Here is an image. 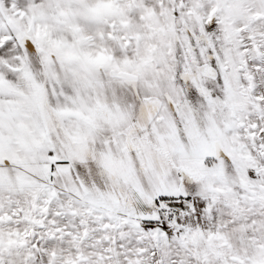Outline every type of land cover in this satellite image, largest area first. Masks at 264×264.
I'll return each instance as SVG.
<instances>
[{"label": "snow or ice", "instance_id": "1", "mask_svg": "<svg viewBox=\"0 0 264 264\" xmlns=\"http://www.w3.org/2000/svg\"><path fill=\"white\" fill-rule=\"evenodd\" d=\"M0 264H264V0H0Z\"/></svg>", "mask_w": 264, "mask_h": 264}]
</instances>
